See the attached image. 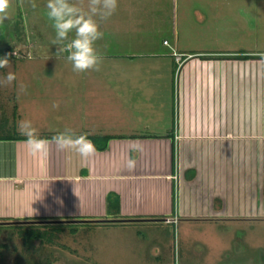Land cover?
Listing matches in <instances>:
<instances>
[{
	"label": "crops",
	"instance_id": "crops-1",
	"mask_svg": "<svg viewBox=\"0 0 264 264\" xmlns=\"http://www.w3.org/2000/svg\"><path fill=\"white\" fill-rule=\"evenodd\" d=\"M177 44L148 52L97 49L99 71L77 74L71 65L32 73L54 83L33 95L59 104L49 119L41 107L29 113L41 138L71 128L106 141L88 159L54 143L46 155L33 156L18 127L0 133V223L254 218L238 207L248 201L239 196L238 178L264 157V52ZM14 85L12 109L0 111V119L10 114L18 125ZM134 144L140 151L132 150ZM129 157L136 159L132 170Z\"/></svg>",
	"mask_w": 264,
	"mask_h": 264
},
{
	"label": "rangeland",
	"instance_id": "rangeland-1",
	"mask_svg": "<svg viewBox=\"0 0 264 264\" xmlns=\"http://www.w3.org/2000/svg\"><path fill=\"white\" fill-rule=\"evenodd\" d=\"M34 2L36 8L31 6L32 0H12L10 19L0 26V55H7L10 61L7 68L0 69V82L9 72L16 75L11 84L0 83V111L12 109V86L18 90L25 85L27 92L15 98L21 120H29L35 108L45 110L48 119L59 110L52 107L58 103L53 97L49 103L45 96L33 95L54 83L32 73L71 66L66 53L57 57L59 45L52 43L55 31L46 17L47 0ZM101 30L104 37L96 42L97 49L123 46L163 51L178 43L179 49L264 52V0H118L116 12L101 22ZM164 39L170 46L163 44ZM118 62L116 59L105 67ZM13 118L16 116L8 114L7 119H0V133L17 129ZM257 159L255 170H241L238 178L239 196L248 199L238 207L253 211L254 218L138 224L3 222L0 264H264V172L259 171L264 157ZM30 226L46 230L47 235L54 236L53 241L34 239L26 248L18 230Z\"/></svg>",
	"mask_w": 264,
	"mask_h": 264
},
{
	"label": "clouds",
	"instance_id": "clouds-1",
	"mask_svg": "<svg viewBox=\"0 0 264 264\" xmlns=\"http://www.w3.org/2000/svg\"><path fill=\"white\" fill-rule=\"evenodd\" d=\"M31 6L36 8L34 0ZM12 0H0V26L5 20L10 19ZM46 17L55 31L53 44L59 45L57 57L67 54L66 60L71 63L73 72L79 74L89 70L99 71L102 64V56L96 48V42L103 39L104 32L101 30V22L107 21L116 12L118 0H87V7L84 0H47ZM71 37V38H70ZM10 64L9 58L5 55L0 58V69L7 68ZM16 80L14 73H7L5 79L0 82L6 85ZM27 92L25 85H20L17 90V97ZM53 108H59L58 103H53ZM18 131L25 137L23 141L30 155H46L50 145L55 144L58 150H71L84 159L95 155L97 149L88 134H77L71 128H65L57 132L50 139L41 138L38 130L29 120L18 122ZM140 151L138 145L132 149ZM136 166V159L129 157L127 167L129 170Z\"/></svg>",
	"mask_w": 264,
	"mask_h": 264
},
{
	"label": "trees",
	"instance_id": "trees-1",
	"mask_svg": "<svg viewBox=\"0 0 264 264\" xmlns=\"http://www.w3.org/2000/svg\"><path fill=\"white\" fill-rule=\"evenodd\" d=\"M3 57V55H0V57ZM241 56V55H240ZM243 57H248L251 55H242ZM92 141L94 142V144L98 147V148H103L105 141H106V137L103 136H93ZM100 140H103L102 142H100ZM60 230V227L58 226V231ZM19 235L22 238V242L25 245L26 248H28L31 244V242L35 239L41 240V241H46V242H52L54 236H51L50 234L47 235L46 230H42L40 229V227H29V229H27V227L23 228L21 227L19 230Z\"/></svg>",
	"mask_w": 264,
	"mask_h": 264
},
{
	"label": "built area",
	"instance_id": "built-area-1",
	"mask_svg": "<svg viewBox=\"0 0 264 264\" xmlns=\"http://www.w3.org/2000/svg\"><path fill=\"white\" fill-rule=\"evenodd\" d=\"M163 43H166L167 44V41L164 39L163 40ZM180 57L179 56H176V60L179 61Z\"/></svg>",
	"mask_w": 264,
	"mask_h": 264
}]
</instances>
